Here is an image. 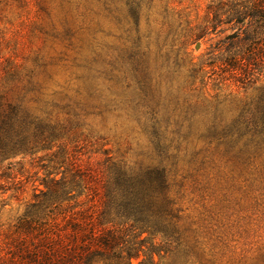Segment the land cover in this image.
I'll return each instance as SVG.
<instances>
[{
    "label": "trees",
    "instance_id": "16d2710c",
    "mask_svg": "<svg viewBox=\"0 0 264 264\" xmlns=\"http://www.w3.org/2000/svg\"><path fill=\"white\" fill-rule=\"evenodd\" d=\"M98 1L104 15L93 12L92 57L72 60L76 86L49 92L39 57L28 70L8 60L1 69L0 179L11 176L2 163L19 155L43 154L44 176L43 190L14 224L11 249L21 256L0 250V264H159L154 240L179 245L184 232L186 183L177 180L178 163L166 146L170 129L204 136L221 165L239 159L264 174V0H211L195 21L150 20L148 36L142 22L154 0ZM99 18L114 20L122 42L116 57L104 51L108 29ZM50 32L78 50L68 20L52 22ZM213 35L219 39L200 58L186 52ZM168 43L178 49L180 71L164 59ZM46 77L53 80L48 68ZM90 114L134 120L148 138L141 156L150 163L109 150L96 163L85 160L81 123ZM6 202L0 199L2 207ZM255 264H264V256Z\"/></svg>",
    "mask_w": 264,
    "mask_h": 264
},
{
    "label": "rangeland",
    "instance_id": "374dc122",
    "mask_svg": "<svg viewBox=\"0 0 264 264\" xmlns=\"http://www.w3.org/2000/svg\"><path fill=\"white\" fill-rule=\"evenodd\" d=\"M210 2L211 0H154L148 12L150 17L148 14L143 17V34L148 36L147 24H150V20L159 21L166 15L173 22H178L179 19H201ZM78 7L79 12H76ZM45 9L52 10L50 16ZM95 11L101 17L104 15L98 0H0V32L4 35L0 73L6 60L12 67H25L28 70L34 67V59L39 57L43 61L40 79L43 77V83L46 81L49 92L60 91L61 87L76 86L77 70L72 60L77 55L92 57L90 39L97 19L93 14ZM65 19L74 31L72 46H76L78 50L70 47L69 43L65 45L50 36L51 23L59 25ZM100 20L105 30L108 29L104 51H108L109 57H116L122 42L117 39L119 34L115 24L110 23L114 20ZM218 39L219 35L206 37L187 47L186 52L200 58ZM169 47L171 54L165 51L164 59L173 70L180 71L174 65L176 56H180L178 49L173 45ZM151 48L152 52L156 51L155 45ZM47 68L52 81H47ZM181 74L178 78L180 81L184 77ZM226 92L235 94L233 89ZM228 108L230 111L234 109L229 105ZM226 112L230 115L228 109ZM100 117L90 114L81 123L83 132L87 135V140L81 144L85 148L80 149L85 160L90 157V161L96 163L103 159V152L109 150L118 156L124 153L132 162L150 163L148 158L141 156L143 148L149 144L148 138L140 133L134 120L126 121L116 115H105L104 119ZM170 130L172 140L167 141L166 146L178 163L177 180L181 181L184 177L186 183L181 195L183 212L180 227L184 232L179 245L174 243L170 247L156 238L154 243L163 257V263L158 255L155 259L159 264H255L264 256L263 172L256 168L258 166L246 168L239 159L227 162V166L221 165L213 158L215 145L212 146L213 149H209L204 136L183 130L177 133ZM41 156L43 154L36 157L19 155L2 163V169L7 168L11 174L8 179H0V199L8 204L5 207L0 205L2 255L17 254L11 249L12 245H16L14 224L33 202L35 193L39 194L43 190L40 185L44 176L43 161L39 159ZM226 159L221 160L226 162ZM260 163L261 160H257V164ZM27 262L26 264H43ZM134 264L138 262L134 261Z\"/></svg>",
    "mask_w": 264,
    "mask_h": 264
}]
</instances>
